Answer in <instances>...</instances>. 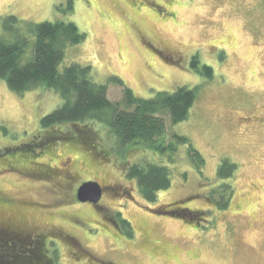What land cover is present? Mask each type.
<instances>
[{
    "label": "rangeland",
    "instance_id": "obj_1",
    "mask_svg": "<svg viewBox=\"0 0 264 264\" xmlns=\"http://www.w3.org/2000/svg\"><path fill=\"white\" fill-rule=\"evenodd\" d=\"M9 15L31 25L73 21L87 38L66 48L59 68L91 65L92 80L108 85L113 102L122 99L123 87L145 98L198 89L188 118L174 124L166 115V132L152 144L121 146L96 124L105 161L73 142L6 156V149L43 137L41 119L63 99L45 85L20 94L0 79V194L9 214L31 229L59 230L81 245L82 254L51 238L57 264H264V0H0V35L14 40L3 23ZM29 45L22 63L32 58L33 36ZM194 56L199 68H213L212 78L192 68ZM36 158L71 174L32 178L4 170L6 160ZM225 159L237 169L221 178ZM127 160L168 166L171 185L155 201L145 199L137 180L125 175ZM95 180L104 187L98 208L77 199L80 185ZM223 183L232 188L224 208ZM189 195L196 197L184 207L201 220L155 211L174 210L170 204Z\"/></svg>",
    "mask_w": 264,
    "mask_h": 264
},
{
    "label": "trees",
    "instance_id": "obj_2",
    "mask_svg": "<svg viewBox=\"0 0 264 264\" xmlns=\"http://www.w3.org/2000/svg\"><path fill=\"white\" fill-rule=\"evenodd\" d=\"M71 8L73 9L72 6ZM3 23L14 40L0 35V79H5L9 88L20 94L45 85L57 91L63 99L62 105L41 119L44 136L21 147L6 149V156H14L19 150L34 153L57 142H73L91 150L94 159L97 157L107 161L108 152L96 138V124L106 126L121 146L133 143L152 144L166 132V115L170 116L174 124L181 122L188 118L197 100L198 89L186 86L178 87L172 92L160 91L150 98L141 97L131 88L123 87L122 99L113 102L108 95V85L92 80L91 65L72 63L63 70L59 68L65 59L66 48L80 44L87 38L86 33L73 21H43L31 25L15 15H9L4 18ZM32 36V58L22 63ZM191 63L192 68L202 75L208 78L214 76L211 66L204 65L199 68L198 56H194ZM114 80L122 85L120 78ZM67 123L73 124L75 129L63 130L62 125ZM174 137L178 142H189L185 136L175 134ZM169 147L174 149L172 144ZM190 151L198 161V166L203 165L204 158L201 153L192 145ZM35 161L38 158L33 162ZM144 163L146 164L129 163L127 160L123 164L124 172L129 179L137 180L139 192L145 199L155 201L157 193L171 185L170 169L162 164ZM236 169L235 163L225 159L220 165L218 176L231 177ZM221 189L225 193H222L223 198L219 205L224 208L229 204L232 188L230 184L223 183ZM212 193L217 192L213 190ZM194 197L196 196L189 195L172 202L170 205L175 207L174 210L158 208L155 211L159 214L175 215L189 223L196 222L200 219L199 215H195L197 211L184 207ZM7 201L9 202L8 199ZM9 218L12 219L13 216ZM127 222L123 219L126 226ZM16 228L17 230L12 231L0 229V264H57V256H52L53 250L47 246L53 236H44L32 229ZM60 240L83 250L74 238L68 236Z\"/></svg>",
    "mask_w": 264,
    "mask_h": 264
},
{
    "label": "flooded vegetation",
    "instance_id": "obj_3",
    "mask_svg": "<svg viewBox=\"0 0 264 264\" xmlns=\"http://www.w3.org/2000/svg\"><path fill=\"white\" fill-rule=\"evenodd\" d=\"M162 56L165 59L170 60V56L167 57L164 54H162ZM248 119L250 120V122L253 121L252 117H250V116L248 117ZM4 163L6 164V167L4 168V170L13 171L16 173L18 172V173H21L27 177H32V178L50 177V176H54L56 174H61V173L71 174V171L68 168L61 171L60 168H58V167L53 168L54 166H50L49 164L44 163L42 161L33 162V161H26L24 159H16V160H6ZM50 168L52 171L50 170ZM50 172L52 173L51 175H50ZM103 189H104V187H103ZM3 199H6V198L0 194V229L5 230V228H6V230L9 229L12 231L15 229L17 230V228H16L17 226L20 229H25V230L31 229L30 227L27 226L28 223L26 222V219L18 220L15 216L12 219L9 218V216H11L9 214V208H8L9 205L6 204L5 202L3 203ZM99 204H100V202L98 204H94V205L97 206V208H98ZM21 215H23V214H21ZM24 218H25V215H24ZM13 225L15 227H13ZM38 233H41V235L43 234L44 236H49V237L53 236L52 238H55V239H60V238L66 239V237H68L67 235H63V233L59 230L58 231L49 230L48 232L41 231ZM32 244H33V242H32ZM80 252L82 254L84 251L80 250Z\"/></svg>",
    "mask_w": 264,
    "mask_h": 264
},
{
    "label": "water",
    "instance_id": "obj_4",
    "mask_svg": "<svg viewBox=\"0 0 264 264\" xmlns=\"http://www.w3.org/2000/svg\"><path fill=\"white\" fill-rule=\"evenodd\" d=\"M103 195V188L98 181H87L77 190V199L80 202L98 204Z\"/></svg>",
    "mask_w": 264,
    "mask_h": 264
}]
</instances>
